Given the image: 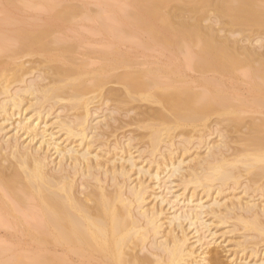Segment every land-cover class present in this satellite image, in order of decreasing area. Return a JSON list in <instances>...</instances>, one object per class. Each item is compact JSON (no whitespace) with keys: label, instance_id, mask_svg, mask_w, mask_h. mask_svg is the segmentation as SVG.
Segmentation results:
<instances>
[{"label":"bare ground","instance_id":"bare-ground-1","mask_svg":"<svg viewBox=\"0 0 264 264\" xmlns=\"http://www.w3.org/2000/svg\"><path fill=\"white\" fill-rule=\"evenodd\" d=\"M131 1L163 47L200 40L181 85L129 60L71 77L66 11L0 34V224L34 241L0 240V264H264V0H188L190 30L171 26L172 0ZM220 225L225 256L209 247Z\"/></svg>","mask_w":264,"mask_h":264},{"label":"rangeland","instance_id":"rangeland-1","mask_svg":"<svg viewBox=\"0 0 264 264\" xmlns=\"http://www.w3.org/2000/svg\"><path fill=\"white\" fill-rule=\"evenodd\" d=\"M187 4H190V1L172 0L169 2L167 6L163 8L164 9L163 11H165L167 15L171 14L170 16L172 17L175 14L172 18L169 16L171 20L170 24L171 26H173V28L175 26L176 28L190 30L191 26L189 27L187 24L184 25V22L187 20L192 22L190 18H192L191 15L193 14H191L190 11H187L188 12L187 13L183 9L187 7ZM179 6H182L181 7L182 10L180 11L178 10V8H180ZM201 9L202 8H200L199 10ZM63 11H66L68 14H70V18L66 22H63L62 29L64 31L63 30H62L63 32L59 31L58 35H60L62 42L65 41L64 43H67L65 45L69 44L70 45L69 47H71L70 49H72V51L75 50L73 51L74 52L73 53L69 49L68 51L69 52L71 51V53H69L68 51L67 53L69 55L71 54L75 55L76 58L78 57L77 59L78 61L73 64V66L77 70H75L74 73L71 70V77L80 76L81 78L85 77L83 79H86V77H89L90 75L88 79V84H94L98 78L102 77V75H110L112 73H118L124 70L123 67H120L117 70L116 69L110 70L112 73H110L109 71L108 74H105V73L102 74L103 70L101 71V68L103 66H105L106 68L110 64L109 68H107V69H110V68H113V65L115 66V64L116 66L120 65L121 63L122 65L128 64V63H125L126 61L128 62V60H129V63H131L132 61L136 62L137 64L136 63L135 64L140 67H151L152 70L155 73H157L156 75L160 74L161 79L164 78L166 81L168 80L171 81L174 79V81L176 80L175 84L177 85H181V82L179 83V78L181 79L188 72L189 74L190 72L191 73L194 72L189 67L192 61L191 59H189V57L192 59H195V56L192 53V51L187 52V50L188 49L190 50L191 48V47L190 48L187 47V45L190 46L191 44H195V43L200 44L199 43L200 40H198L197 38L196 42L194 40V41H190L189 43L188 41H183L182 46L180 45L181 48L178 50H173L172 48L163 47L160 41L158 40L156 41L155 39H153L145 30L137 27V25H134L135 23L131 21L133 20L131 19L132 13L133 12L135 13V11L136 12L138 11L131 0H17L15 3H9L7 0H0V34H3V35L12 34L13 32L17 31V29H20L22 27H25V28L26 27L27 28H31V27L39 28L41 26L44 27L48 23H52V21L55 20L56 15ZM175 11L180 12V14H177V12L175 13ZM210 11L213 12V9L211 8ZM172 21L173 22L175 21V23H173ZM182 21L184 22L182 23ZM209 22H210L209 20L203 21V23L205 24ZM160 24H163V23L158 21L157 28L160 27L161 28L160 30L163 29L165 33L170 35L171 38L172 37L176 38L178 36L176 35V31H173L171 27H170L171 30L169 29L168 31L164 29L163 26H160ZM181 27H185V28H181ZM164 32H162V34ZM184 45H185V48H184ZM86 53H88L89 55H87ZM1 54H3V52L0 53V56L3 59L10 58L8 56L7 58L6 55H1ZM29 59H31V56L24 57V60H29ZM80 61L85 62V63L83 64ZM87 63L89 65L86 66L85 64ZM141 63H143L144 65L143 64L141 65ZM187 63L189 64L187 65ZM79 66L80 67L83 66V67L80 68ZM85 68H88V69H85ZM97 68H100V70L99 69L96 70ZM79 72H82V73H79ZM72 73L76 75L78 74V75L77 76L72 75ZM196 74H199V73H196ZM180 75L182 77H180ZM242 78H239L238 80L236 79V82L239 81V83H236V84L234 83L233 88H232L234 91H236L235 88H237V91H241V92L244 90L243 88L244 83L242 82ZM83 79L81 80L76 79V80L81 82ZM78 81H76L77 85L73 86L74 89L82 88L81 86L82 84L80 83L81 84L80 85ZM104 86H106L104 88L108 89V88H118L119 86H122V85L116 83V81H112V82L106 83V85ZM94 87L90 86L88 88H85L87 96H94V95H97L98 92L100 93L99 86H94ZM109 103L111 104V102ZM106 106H104V109L106 108ZM105 112H107L106 109H105ZM128 128L130 129V127ZM230 138L231 137H229L228 139ZM201 149L199 148V150L197 151L199 152L201 151L200 153L201 155H203L205 153V151L203 153V150L205 148L202 150ZM98 150L101 151V149H98ZM123 154L125 155V153ZM225 193L228 194L229 191ZM235 193H239V192H235ZM222 196H225V195L222 194ZM20 215L24 217V220L28 221L29 217L27 218L26 216H23L24 215L23 213H21ZM27 221L25 223H27ZM29 223L30 221H28L27 224ZM4 226L0 224V240L2 243L7 244V245H15L20 250L21 253H25L32 248L34 241L33 239H31L30 236L18 230V227L16 226L11 227V228L10 226H6V227ZM219 227L216 228L215 226L214 230L217 231V233L214 237H212L214 240L209 239L212 242V243L210 242L209 247L213 250H216L219 247L218 248L219 250L218 249L217 250L223 256H225L228 254H226L227 253L226 250H224V248L222 247L228 246L227 248H230V245L233 244L232 237L233 236L235 237V234L234 235L232 233L228 234L229 228H227V226L225 225H220ZM261 238L262 237H260L259 235L253 240L257 241V240H261ZM219 243H221V246H219ZM226 244H229V245H226ZM11 253H12L11 251H7L3 255V258L7 259L8 257H10ZM240 255H243V252Z\"/></svg>","mask_w":264,"mask_h":264}]
</instances>
